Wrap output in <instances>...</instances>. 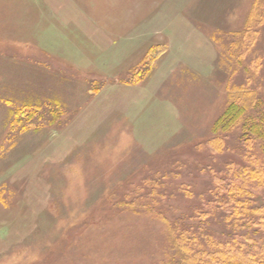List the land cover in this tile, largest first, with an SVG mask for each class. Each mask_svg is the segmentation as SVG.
Segmentation results:
<instances>
[{"label": "rangeland", "instance_id": "rangeland-1", "mask_svg": "<svg viewBox=\"0 0 264 264\" xmlns=\"http://www.w3.org/2000/svg\"><path fill=\"white\" fill-rule=\"evenodd\" d=\"M258 2L0 0V264H162L163 218L198 223L212 171L264 163L239 125L206 145L230 85L264 93L263 12L224 59Z\"/></svg>", "mask_w": 264, "mask_h": 264}, {"label": "trees", "instance_id": "trees-1", "mask_svg": "<svg viewBox=\"0 0 264 264\" xmlns=\"http://www.w3.org/2000/svg\"><path fill=\"white\" fill-rule=\"evenodd\" d=\"M259 11L263 12V16H260ZM263 18L264 4L258 2L250 14L247 29L231 34L233 40L229 46L231 49L224 57L225 62L231 63L239 58L242 50L237 49L241 42L243 46L245 40L252 41L257 33V30L250 29V25ZM228 91L227 105L215 122L216 133L206 141V145L213 152L221 151L225 143L222 134L239 125L242 143L247 148L245 155L249 157L255 140L264 141V93L234 84L229 86ZM39 110L37 106L18 108L13 112V121L18 122L16 118L26 114L41 118ZM54 111L48 109L46 114L43 111L41 114L53 117L57 113ZM226 165L222 175L212 171L213 189L207 197L201 196L202 203L207 204V211L188 216L189 220H198V223L181 224L163 218L167 224L168 245L172 253L162 264H264V203L256 204L252 192L264 187V163H253L247 167H235L230 163ZM140 209L148 210L143 205ZM209 214L218 216L224 231L228 232L218 237L209 231L206 228Z\"/></svg>", "mask_w": 264, "mask_h": 264}]
</instances>
